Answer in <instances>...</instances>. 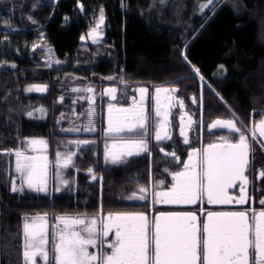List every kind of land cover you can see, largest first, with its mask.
Wrapping results in <instances>:
<instances>
[{
    "label": "trees",
    "instance_id": "1",
    "mask_svg": "<svg viewBox=\"0 0 264 264\" xmlns=\"http://www.w3.org/2000/svg\"><path fill=\"white\" fill-rule=\"evenodd\" d=\"M205 1L0 0V264H21L19 236L25 216L47 213L52 228L55 217L64 214L149 213L146 205L125 203L122 198L135 184L132 177L138 176L140 185L148 184L150 170L161 156L166 157L151 139L152 158L145 155L121 166L105 163L106 89L116 88L118 94L121 81L131 92L147 87L149 95L158 86L178 87L187 98L202 97L203 120L208 124L233 112L247 127L253 115L260 117L264 0H219L201 14L199 6ZM101 7L104 38L97 46H83L81 37L95 25ZM41 43L52 49L59 65H45L35 49ZM182 51L201 70L203 86ZM30 85L47 86V94L26 95L25 87ZM77 85L91 87L101 99L96 156L89 150L76 161V179L62 193H13L9 183L13 154L4 150L16 149L29 137L46 138L53 164L59 143L74 138L61 129L69 126L64 111ZM69 90L67 99L60 101ZM34 104L48 109L45 120L28 117ZM83 107L80 104L78 110ZM148 108L151 122L153 107ZM89 168L96 179L90 178Z\"/></svg>",
    "mask_w": 264,
    "mask_h": 264
},
{
    "label": "snow or ice",
    "instance_id": "2",
    "mask_svg": "<svg viewBox=\"0 0 264 264\" xmlns=\"http://www.w3.org/2000/svg\"><path fill=\"white\" fill-rule=\"evenodd\" d=\"M213 3L214 0H207L206 4L201 5V9ZM79 7L83 10L82 4ZM67 19L65 17V20ZM104 20V9L101 7L97 22L87 34L93 43L99 41L98 30ZM84 39L82 36L81 40ZM181 56L194 75L203 81L205 78L201 70L191 64L186 51H182ZM220 68L223 69L224 66L220 65ZM46 88L47 86L32 85L25 91L44 92ZM72 91L80 92L81 89L73 88ZM85 91L94 90L89 87ZM136 91L139 93V103L133 96L129 107H116L112 104L108 106L106 137L113 140V143L110 146L106 144V162L115 164L119 157L141 153L150 155L151 139L158 143L171 139L165 130L169 124V112L161 110V93L165 94V100L171 108L174 101L180 100L175 95L180 89L171 85L155 88L154 115L157 118L164 117L156 121L158 128H152L149 123L150 112L145 103L149 89L139 87ZM116 92V88H110L106 94L115 100ZM193 102H198L196 97H193ZM199 102L202 103V97ZM179 107H184L182 100ZM37 111L46 113L44 108ZM27 114L29 117L33 115L31 111ZM259 115L261 119L258 131L264 136V111ZM232 117L213 120L207 128L229 129L237 133V138L222 137L220 143H209L203 149L193 148L188 160L184 162L176 157L173 150L171 155L183 164V169L171 173L170 187L165 191H156V187L165 184L162 180L156 182L151 192L153 204L194 205L206 202L208 205H244L253 200L247 191L251 180L246 173L253 166L252 154L255 149L252 141L256 137L253 135L249 138L248 129L241 127L244 121L234 112ZM253 124L255 125V122ZM84 130H94L91 120ZM256 130L254 126L252 132ZM123 133L134 135H114ZM181 135L184 136L183 143L189 144L183 127ZM70 143L87 146L94 141L75 140ZM260 146L261 151H264V143ZM47 147L48 142L44 139L26 138L16 149L4 150L7 154L15 156V173L19 184L16 179L11 180L13 193L23 192L25 186L33 191L47 193L51 164L44 154ZM29 150L39 154L29 155ZM160 151L163 152L164 149L161 147ZM168 154L165 152V155ZM74 155L75 153L71 152L56 153L57 167L53 170V179L57 178L59 167L67 169L70 165L75 166ZM87 171L96 179L92 168ZM257 179L264 180V167L258 170ZM61 182L65 186L69 184L68 180L62 178ZM237 187L240 191L238 196L229 193V189ZM138 193L139 195L133 192L131 198L148 199L147 186H140ZM259 204L264 206V198L259 199ZM201 212L205 213L203 218L194 210L160 211L151 220L144 212H108L106 215L101 214L99 218L96 215L64 214L55 217L56 222L53 223L51 232L48 228L51 222L47 219V213L34 217L25 216L19 236L21 264H264V207L259 211L250 207L239 211L201 209Z\"/></svg>",
    "mask_w": 264,
    "mask_h": 264
},
{
    "label": "rangeland",
    "instance_id": "3",
    "mask_svg": "<svg viewBox=\"0 0 264 264\" xmlns=\"http://www.w3.org/2000/svg\"><path fill=\"white\" fill-rule=\"evenodd\" d=\"M219 0H214V3L212 5H210L207 8H204L203 10L201 9V5H204L207 3V1L203 2L202 4H200V11L201 14H204L205 11L207 10H211L213 8V6L218 2ZM99 18V17H98ZM97 18V20H98ZM96 20V22H97ZM93 28V27H92ZM92 28L89 30V32L92 31ZM100 33V37H99V41L98 43H93L92 42V38L84 35L85 39L82 40V45L83 46H97L99 44H101L103 38H104V23L101 24L100 29L98 30ZM38 48L40 50V54L41 57L43 59V62L45 63L46 66L48 67H53L56 65H59L60 62H57L53 56V52L52 49L47 45V44H40L38 46L35 47V49ZM224 74V72H223ZM222 74V75H223ZM201 81V80H200ZM121 86L119 89V93L116 94L117 99L113 100L111 97L110 98H106L105 100H103L104 102V116H105V124L106 121L108 122V106L109 104H112L116 107H129L132 103V97L135 96L136 97V102L139 103V93L135 90L133 92L128 91L130 89L125 88L124 87V82L121 81ZM201 86H203V82L201 81L200 83ZM30 86L26 87L25 89L29 88ZM81 89L80 93L78 96L79 98V102L84 104V107L82 108V110H80L78 113L76 112V110L74 109L75 105L73 104L74 107H72L73 110V114L70 116H67V122L69 123L68 127L64 128V129H72L71 131H64V132H68L71 135H73L74 138H72V140H68L65 142H61L59 143V148L58 151L61 153H75V155L73 156V162L75 164V158L79 157L81 158L83 156L82 153H85L89 150H92V152L94 153V155L96 156L97 153V140L95 139V135H96V124H97V112H96V105H97V101L99 100V94L98 92H87L85 91L84 88H79ZM87 89V88H86ZM94 90V89H93ZM24 93L26 95H41L44 96L45 95V91L44 92H37V91H32V92H27L24 90ZM153 95H155V92L153 93ZM163 94H161V110L166 111V107H167V101L165 100L164 97H162ZM146 108H148L149 104L152 105L153 107V117L151 119L150 126L152 128H158L159 124L156 123V121L158 120H162L164 119V117H160L157 118L154 115V99L153 100H149L148 98L146 99ZM199 100L197 102L198 105L199 104ZM40 108H44L46 110V113L42 114L41 112L37 111V109ZM71 110V111H72ZM149 111V110H148ZM31 112L33 113V115L29 118L31 119H36V120H40L43 121L46 119L47 115H48V110L46 107H44L41 104H34L31 107ZM89 120H91L93 122V127L94 130L93 131H85L84 129L88 126L89 124ZM167 120L169 121V124L166 126V128L168 126H172L174 127V123H175V114H169L167 116ZM74 121V122H73ZM70 123H72V125H70ZM217 130H219V132L217 134H215L214 136H210L209 139H204V134H205V130H199L196 132L195 136H193L192 141L193 144L196 148H200L203 149L207 144L209 143H213V142H221V138H227V139H235L237 138V133L232 132L229 129H224V128H218ZM114 135H122L125 137H129V136H133L134 134L132 133H123V134H114ZM172 135H173V130L172 133H170L169 136H171L172 139ZM78 137V138H76ZM31 138H36V139H44L47 141L46 138H42V137H31ZM171 139H164L162 141H160L159 143L156 142L154 139L153 141L155 142L156 145H158L159 147H162L163 145L169 143L171 141ZM75 140H91L94 141V143L87 145V146H78L75 144L70 143L71 141H75ZM113 143V140L108 139L106 137V133L103 136V144H102V151H103V156H104V152H105V147L106 144L107 145H111ZM39 147V146H38ZM61 147V148H60ZM78 150V151H76ZM29 155H37L39 154L38 152H32L31 150H29V152L27 153ZM44 154L49 155V151H48V147L47 149L44 151ZM149 156L152 158V154H147V153H141L140 155H134V156H124V157H119L118 158V162L113 164L110 161L105 163L111 167V166H121V165H125L127 164L130 160L135 159V158H139L142 156ZM105 159V156H104ZM49 160V157H48ZM62 164V161L60 162ZM57 167V160L55 159V162L53 164H50V168H49V177H48V181H47V193L44 192H37V191H33L31 189H28L26 186L23 189V192H15V194L18 195H22L24 194V192H28V193H32V194H36V195H49L52 192L56 193V192H62L64 190H68L74 183L76 176H75V172L77 171V169L75 168V166H69L67 169L63 168V167H59L58 169V176L56 179H53V170ZM165 169H168V171L166 172ZM182 167H179L176 165L175 160L174 159H166L163 158L162 156L156 161L155 165L153 166V168L150 170L149 174H148V184L146 185H140L137 182L139 181V177L138 176H134L131 178L132 181H134V185L130 186L132 188H128L122 198V201L125 203H137V204H144L149 208V213H148V219L151 220L153 216H155L157 214V212L160 211H171V210H175L174 208H170L168 206H165L164 204H153L152 203V196H151V192L153 191V186L156 184V182L158 181H164L165 184L159 187H156L155 190L156 191H165L168 189V187H170V182H171V173L177 170H182ZM89 174V173H88ZM90 175V174H89ZM61 178L68 180L69 184L67 186H65L62 182H61ZM90 178L93 180L92 176L90 175ZM16 179L17 180V184H19V178L17 176V174L15 173V156L13 154V163H12V175L10 177L9 183L11 182V180ZM140 186H147L148 187V191H149V195H148V199L147 200H140V199H136V198H131V194L133 192H136L137 195H139L138 193V188ZM10 188H11V183H10ZM59 188V191H56V189ZM199 205V208H201L202 206L204 208H207V203H197ZM162 207V208H161ZM29 217H34V216H29ZM97 218H99V216H97ZM48 219V217H47ZM49 220V219H48ZM49 228V232L52 231V228H50V226L48 225ZM112 236H109V239H111ZM90 251H95V249H90ZM42 264V262H41Z\"/></svg>",
    "mask_w": 264,
    "mask_h": 264
},
{
    "label": "flooded vegetation",
    "instance_id": "4",
    "mask_svg": "<svg viewBox=\"0 0 264 264\" xmlns=\"http://www.w3.org/2000/svg\"><path fill=\"white\" fill-rule=\"evenodd\" d=\"M161 94H163L162 97L165 98V94L164 93H161ZM175 95L179 97L180 100L183 101L184 107L183 108L179 107L180 100L174 101L173 111L170 112L169 114L171 115L175 114V123H174L175 125L174 127L168 126L165 129L168 135H170V133H172V130H173L172 139L169 143L163 145L162 148L164 149L163 151L164 157L168 159H174L176 165L183 168V164L181 162L187 161L192 149L196 148L192 141V138L193 136H195L196 132L199 130H205V134L203 137L204 139H209L210 136H214L215 134H217L219 130H217L218 128L213 129V130H209L207 128L208 123L204 122L203 120L201 102L199 103L200 105H198L197 102L196 103L193 102V97H196L195 94L190 95L187 98L181 94V91H179L175 93ZM147 97L148 99L151 98L153 100L154 95L147 94ZM181 116H183V120H181ZM229 118H233V117L227 116V117L218 118V119H229ZM251 119L253 122H255V125L252 123L247 127L245 126V124H243L241 125V127L248 129L249 138H251L253 135L256 137V139L252 141L253 148L255 149L252 154L253 155V166L250 169V171L246 173V175H248L251 180V183L249 184L247 191L251 194V196L253 197V200L250 201L249 204L240 205V204L233 203L227 207H217V208H213L211 205H208V204H207V208H204L203 206L199 208V205L197 203L191 207H185L182 205L178 207L170 206V208L172 207L175 209L171 211L194 210V211H197L198 216H201V218H203L205 213L201 212V209H207V210H212V211H239V210L249 209L251 207L259 211L262 207H264L259 204V199L264 198V180L257 179L258 170L261 167H264V151H261V146H260L261 143H264V136H261L258 131L259 120L261 118L258 117L257 115H253ZM107 123L108 122L106 121V128L104 130V134L106 133V130H107ZM181 126L184 129V133L185 134L187 133V136H188L187 138L190 141L189 144H184L183 143L184 138L180 137ZM254 126L256 127L257 130L253 133L252 128ZM216 143H220V142H216ZM173 150L175 151L176 157H179V160L181 162H177L176 157L171 155ZM165 152L169 154L165 155ZM229 193L238 196L240 194L239 187L230 190Z\"/></svg>",
    "mask_w": 264,
    "mask_h": 264
},
{
    "label": "crops",
    "instance_id": "5",
    "mask_svg": "<svg viewBox=\"0 0 264 264\" xmlns=\"http://www.w3.org/2000/svg\"><path fill=\"white\" fill-rule=\"evenodd\" d=\"M30 86H32V85H30ZM38 86H40V85H38ZM26 87H28V86H26ZM25 87V88H26ZM76 88H83V87H81V86H79V85H77L76 86ZM47 91H48V89L46 88V91H45V95L47 94ZM70 91L71 90H69L68 91V93H66L65 95L66 96H63V99H67V97L69 96V93H70ZM73 93V97L71 98V100L68 102L69 104L68 105H66L67 106V108H66V110L64 111V113H65V115L66 116H70V115H72L73 114V110H72V106H71V104L73 105H77V110H76V106L74 107V109L76 110V112L78 113L79 112V110H78V106L80 105V104H83V103H80L79 102V94L80 93H78V92H72ZM105 93H107V89H106V91H105ZM78 94V95H77ZM107 95V94H106ZM38 96H41V95H38ZM106 98H110V96L109 95H107V97ZM60 101H62L61 99H60ZM100 102H101V99L100 100H98L96 103H97V107H96V112H97V121H98V119H99V116L101 115L100 114V112H99V108H100ZM48 110V109H47ZM72 110V111H71ZM48 113H49V111H48ZM48 116V115H47ZM29 138H31V137H29ZM76 138H78V137H76ZM72 140V139H71ZM58 148H59V145H58V147H57V152H58ZM61 148V147H60ZM48 151H49V146H48ZM76 151H78V150H76ZM56 152V153H57ZM82 154H84V153H82ZM48 157H49V155H48ZM56 159V158H55ZM79 159V157H76L75 158V163H76V161ZM49 161H50V159H49ZM51 162V161H50ZM55 162V161H54ZM53 162V163H54ZM51 164H52V162H51ZM64 191H66V190H64ZM64 191H62V192H64ZM62 192H56V193H62Z\"/></svg>",
    "mask_w": 264,
    "mask_h": 264
},
{
    "label": "water",
    "instance_id": "6",
    "mask_svg": "<svg viewBox=\"0 0 264 264\" xmlns=\"http://www.w3.org/2000/svg\"><path fill=\"white\" fill-rule=\"evenodd\" d=\"M174 103V102H173ZM172 103V106H171V108H169L168 106L166 107V111L167 112H172L173 111V108H174V104ZM181 128H182V126H181ZM180 131H181V129H180ZM185 134V133H184ZM185 136H187V133L185 134ZM180 137H182V138H184V136H182L181 135V133H180ZM188 137V136H187ZM230 190H232V189H229V192H230ZM165 206H168V207H170V206H173V207H178V206H180V205H168V204H164ZM195 205V204H194ZM194 205H182V206H185V207H191V206H194ZM231 204H226V205H211L213 208H217V207H227V206H230Z\"/></svg>",
    "mask_w": 264,
    "mask_h": 264
}]
</instances>
